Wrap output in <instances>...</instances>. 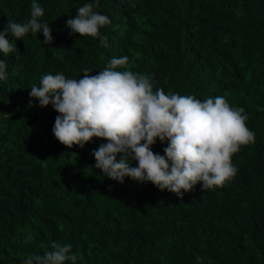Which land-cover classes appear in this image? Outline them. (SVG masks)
Segmentation results:
<instances>
[{"label":"trees","instance_id":"16d2710c","mask_svg":"<svg viewBox=\"0 0 264 264\" xmlns=\"http://www.w3.org/2000/svg\"><path fill=\"white\" fill-rule=\"evenodd\" d=\"M88 2L37 0L53 42L29 33L0 53V264H21L52 241L70 244L76 264H264V0H99L108 47L69 34L66 21ZM31 3L0 0V29L29 19ZM122 56L165 92L245 109L255 141L233 154L238 171L225 187L197 183L181 201L151 182L120 184L94 168L106 140L69 148L52 132L59 113L29 104L43 74L79 79Z\"/></svg>","mask_w":264,"mask_h":264},{"label":"clouds","instance_id":"9594fccd","mask_svg":"<svg viewBox=\"0 0 264 264\" xmlns=\"http://www.w3.org/2000/svg\"><path fill=\"white\" fill-rule=\"evenodd\" d=\"M98 8L99 0L83 4L66 21V27L70 35L97 38L101 46L108 47L101 29L111 20ZM43 16V7L32 0L29 19L9 20L0 29V53L15 52V41L29 33H43V43L50 45L54 37L49 23L42 22ZM128 63L127 56L113 57L98 74L83 68L79 79L61 72L43 74L38 84L29 87V104L38 101L40 107L51 105L59 113L52 132L69 148H83L93 138L106 140L93 149L94 168L120 184L126 177L141 184L151 182L161 191L175 193L181 201L197 183L202 192L225 187L238 171L233 154L255 141L245 109L231 105L224 96L202 101L193 95L165 92L155 87L150 75L129 70ZM7 79V63L0 59V80ZM157 141L166 144L163 154L152 150ZM39 248L44 250L28 254L21 264H76L70 244L52 241ZM196 259L202 264L201 257Z\"/></svg>","mask_w":264,"mask_h":264}]
</instances>
